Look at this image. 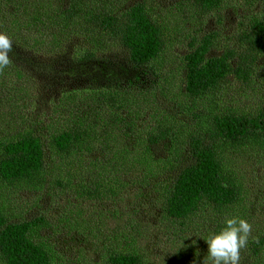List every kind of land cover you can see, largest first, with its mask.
I'll use <instances>...</instances> for the list:
<instances>
[{"label": "trees", "instance_id": "trees-1", "mask_svg": "<svg viewBox=\"0 0 264 264\" xmlns=\"http://www.w3.org/2000/svg\"><path fill=\"white\" fill-rule=\"evenodd\" d=\"M1 1L11 21L21 22L12 30L9 17H0V33L12 41V49L8 52L12 64L47 80L48 85H65L57 82L58 79L76 72L94 84L87 88L90 98L95 101L87 108L94 110V114L81 120L80 117L78 121L71 119L73 127L52 134V153L79 155L92 147L105 155L101 160L105 164L116 166L114 163L122 160L121 164L130 168L144 159L145 168L154 171L150 163L155 151L157 155V150L168 142L175 146L184 144L187 151L184 157L167 161L171 167L175 162L178 171L172 183L163 188V214L182 225L201 216V212H207L208 217L220 214L224 219L212 221L207 228L210 236L218 233L224 222L231 218L230 213L238 205L240 195L234 173L223 162L224 148L249 144L264 149V16L261 13L249 15L247 27L234 36L233 42L221 45V48L216 46V34L212 32L201 38L191 35L188 51L183 55L182 81L177 86L184 99L173 101L168 96L172 88L157 61L166 44L167 27L144 2L115 13L91 6L96 0H62L55 6L49 0L46 4L32 0V4L27 6L25 2L22 6V9L30 10L17 18L15 8L22 0ZM224 1L185 0L178 6L185 18L198 16L201 19L221 11ZM243 1L258 4V0ZM53 16L62 20L64 26L72 22L79 24L72 25L71 29L86 25L90 32L95 31L110 42L108 48L98 54L84 44L76 48V41L72 40L69 45L63 43L73 46L72 50H54L60 44V36ZM256 78L260 80L261 94L252 111L217 102L228 83L237 82L252 88ZM162 96L167 104L156 109L165 114L155 118L154 126L143 136L146 141L143 153L146 155L130 159L127 138L133 127L123 114L134 112L130 106L161 103ZM199 99L202 100L200 108L196 106ZM106 109H109L106 113L108 124L100 115ZM185 112L188 118L181 117L184 122L181 128L193 126L186 130L185 140H181L179 135L183 133L172 125L175 120L178 122L176 114ZM101 121L104 123L99 124ZM97 125L98 130L95 129ZM122 131L125 145L114 142L118 141L115 134H122ZM142 142L139 139V144ZM137 146L134 143L133 149ZM47 147L43 138L33 131H18L0 137V180L12 185L40 182L46 173L45 153H51ZM158 161L166 165L165 160L159 158ZM105 173L90 177L94 187L86 188L89 197L100 198L103 193H113L115 189L105 181ZM243 211L238 212L239 219H242ZM45 223L43 217L10 221L0 211V264H56L51 249L33 238L37 228ZM132 250L109 249L105 264H145L142 255ZM246 251L252 256H259L264 251V230L247 242Z\"/></svg>", "mask_w": 264, "mask_h": 264}, {"label": "rangeland", "instance_id": "rangeland-1", "mask_svg": "<svg viewBox=\"0 0 264 264\" xmlns=\"http://www.w3.org/2000/svg\"><path fill=\"white\" fill-rule=\"evenodd\" d=\"M39 1L37 4L47 3V0ZM49 1L55 6L62 0ZM184 1L96 0L91 4L115 13L137 2H144L150 9L153 8V13L167 27L166 44L157 61L170 83L172 90L168 96L173 101L184 99L177 86L182 81L183 55L188 51L191 35L201 38L205 33L212 32L216 34V46L221 48V45L233 42L234 36L247 27L249 15L261 13L264 16V0H258V4L225 0L219 12L201 19L198 16L185 18L179 10L181 6H178ZM25 2L27 6L32 4V0H22V4L15 8L17 18H22V12L30 10L22 9ZM1 4L0 0V17L10 19L11 16ZM11 11L13 13L14 6ZM19 23L10 19L9 27L14 30ZM53 23L59 29L60 36V44L54 50H72L73 46L64 45H69L72 40L76 41V48L84 44L98 54L109 46L107 43L110 42L103 35L90 32L82 23V28L73 26L71 29L72 25L79 24L72 22L64 26L57 16H53ZM0 73H3L0 75V137L18 131H33L43 138L47 150H51V153H45L46 173L40 182L12 185L0 180V211L10 221L43 217L46 223L37 228L33 238L51 249L56 264H105L109 249L123 248L139 252L145 264H211L204 239L210 236L207 229L210 223L223 220L224 216L217 214L208 217L205 215L207 212H201V216L182 225L177 220L167 218L162 210L163 188L172 183L178 171L175 162L171 167L167 161L184 157L187 153L184 144L175 146L168 142L164 147L162 144L157 155L156 151L152 155L150 167L154 171L145 168L147 164L144 159L130 168L121 164L122 160L114 163L116 166L105 164L101 162L105 155L92 147L79 155H57L52 153V134L73 127L71 119L78 121L80 117L81 120L94 114V110L87 108L95 102L87 90L94 84L89 82L88 77L76 72L58 79L57 82L65 85H48L47 80L37 78L11 62L0 68ZM255 81L252 88L237 82L228 83L217 102L246 112L252 111L261 94L260 80L256 78ZM163 99L162 96L161 103L154 106H130L129 109L134 112L123 114V118L131 121L133 127V132L127 138L131 149L127 154L130 159L140 158L144 154L146 141L143 136L154 126L155 118H162V114H165L156 109L166 106ZM201 101L199 99L196 103L198 108L202 105ZM184 102L188 104V101ZM108 110L100 113L106 123ZM176 117L178 122L175 120L172 126L183 133L179 138L185 140L186 130L193 125L181 128L184 123L182 119L188 118L186 112L176 114ZM102 123L104 121L99 124ZM95 129L98 130L99 126ZM124 135L123 131L122 134L116 133L115 140L118 141L114 142L125 145ZM139 139L143 141L140 144ZM134 143L138 146L133 149ZM222 156L226 168L234 173L240 189L238 205L231 211L230 217L238 218V212L244 210L242 219L252 226L248 236L250 241L264 230V149L249 144L226 146ZM159 158L165 160L166 165L159 162ZM104 172L105 181H109L115 190L111 195L103 193L100 198L89 197L86 188L94 187V183L89 181L90 177ZM239 264H264V251L259 256H252L246 247L242 248Z\"/></svg>", "mask_w": 264, "mask_h": 264}, {"label": "clouds", "instance_id": "clouds-1", "mask_svg": "<svg viewBox=\"0 0 264 264\" xmlns=\"http://www.w3.org/2000/svg\"><path fill=\"white\" fill-rule=\"evenodd\" d=\"M11 49L10 38L0 33V68L10 63L8 52ZM251 230L252 226L244 219H227L218 233L204 239L211 264H239L240 250L246 247Z\"/></svg>", "mask_w": 264, "mask_h": 264}]
</instances>
